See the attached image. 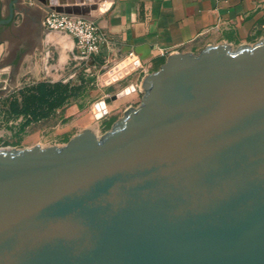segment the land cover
<instances>
[{
  "label": "water",
  "instance_id": "95a60500",
  "mask_svg": "<svg viewBox=\"0 0 264 264\" xmlns=\"http://www.w3.org/2000/svg\"><path fill=\"white\" fill-rule=\"evenodd\" d=\"M140 87L100 137L0 147V264H264V37L170 53Z\"/></svg>",
  "mask_w": 264,
  "mask_h": 264
},
{
  "label": "crops",
  "instance_id": "0c3cea01",
  "mask_svg": "<svg viewBox=\"0 0 264 264\" xmlns=\"http://www.w3.org/2000/svg\"><path fill=\"white\" fill-rule=\"evenodd\" d=\"M8 1L0 0L1 17L6 16ZM94 3L99 2L71 0L61 4L88 7ZM45 14L37 0H18L12 22L0 26V69L5 70L3 75L12 92L22 82L65 83L74 75L70 67L74 40L45 28ZM88 15L106 38L93 56L98 70L131 53L140 63L136 70L145 75L170 53L197 54L218 44L235 49L264 37V0H106L105 6ZM136 80L119 92H134Z\"/></svg>",
  "mask_w": 264,
  "mask_h": 264
},
{
  "label": "rangeland",
  "instance_id": "374dc122",
  "mask_svg": "<svg viewBox=\"0 0 264 264\" xmlns=\"http://www.w3.org/2000/svg\"><path fill=\"white\" fill-rule=\"evenodd\" d=\"M70 67L72 68V66ZM158 68V64L154 65L148 73ZM107 69L108 67L103 70L95 69L91 75H87L81 69L74 70L72 68L73 71H71L74 75L65 83L79 87V92L69 98L62 107L51 112L48 117L32 120L27 124L25 115H13L7 110L11 99V86L10 81H7V76L3 75L5 70L0 69V147H12V144H15L14 148L16 149L29 148L34 145L60 147L73 135L86 128L92 130L97 137L109 131L113 123L123 115V112L129 107L135 108L139 105L143 96L140 83L144 73L133 70L127 74L118 75L116 80L109 82V79L103 76ZM134 78H137L135 91L133 90L134 92L131 94L126 92L125 95L108 102L106 114L98 116L99 102L119 93L120 89ZM38 82L41 81L22 82L13 91V95L18 96L19 91L32 87ZM4 85L7 86L3 88Z\"/></svg>",
  "mask_w": 264,
  "mask_h": 264
},
{
  "label": "built area",
  "instance_id": "2783aa9c",
  "mask_svg": "<svg viewBox=\"0 0 264 264\" xmlns=\"http://www.w3.org/2000/svg\"><path fill=\"white\" fill-rule=\"evenodd\" d=\"M105 3L106 0H100L97 8L105 6ZM42 24L47 29L60 31L73 38L72 68L81 69L84 74L91 75V72L96 69L93 56L106 43V38L99 30L95 19L90 15L49 12L44 15ZM139 67V61L130 53L125 59L111 64L103 76L111 82L116 80L118 75L127 74Z\"/></svg>",
  "mask_w": 264,
  "mask_h": 264
},
{
  "label": "trees",
  "instance_id": "16d2710c",
  "mask_svg": "<svg viewBox=\"0 0 264 264\" xmlns=\"http://www.w3.org/2000/svg\"><path fill=\"white\" fill-rule=\"evenodd\" d=\"M79 90V87L68 83L41 81L19 91L18 96H14V92H11L7 110L13 115H25L27 124L32 120L48 117L55 109L62 107L69 98L74 97Z\"/></svg>",
  "mask_w": 264,
  "mask_h": 264
},
{
  "label": "bare ground",
  "instance_id": "6f19581e",
  "mask_svg": "<svg viewBox=\"0 0 264 264\" xmlns=\"http://www.w3.org/2000/svg\"><path fill=\"white\" fill-rule=\"evenodd\" d=\"M93 5V4H92Z\"/></svg>",
  "mask_w": 264,
  "mask_h": 264
}]
</instances>
